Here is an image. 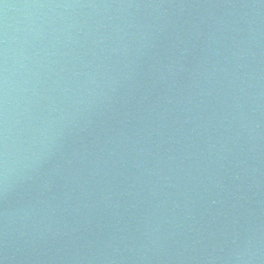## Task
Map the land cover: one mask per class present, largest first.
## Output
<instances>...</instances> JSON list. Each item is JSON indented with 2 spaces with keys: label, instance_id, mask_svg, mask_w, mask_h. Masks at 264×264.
Returning a JSON list of instances; mask_svg holds the SVG:
<instances>
[{
  "label": "water",
  "instance_id": "water-1",
  "mask_svg": "<svg viewBox=\"0 0 264 264\" xmlns=\"http://www.w3.org/2000/svg\"><path fill=\"white\" fill-rule=\"evenodd\" d=\"M0 264H264V0H0Z\"/></svg>",
  "mask_w": 264,
  "mask_h": 264
}]
</instances>
